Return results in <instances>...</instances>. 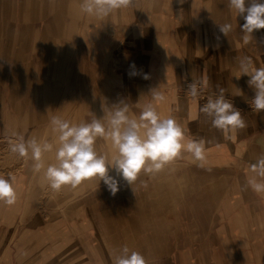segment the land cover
Wrapping results in <instances>:
<instances>
[{
  "label": "rangeland",
  "instance_id": "1",
  "mask_svg": "<svg viewBox=\"0 0 264 264\" xmlns=\"http://www.w3.org/2000/svg\"><path fill=\"white\" fill-rule=\"evenodd\" d=\"M80 3L0 0V174L14 175L18 191L15 206L0 205V264H114L124 245L147 264H264V246L248 253L229 244L225 221L243 185L231 170L205 172L184 154L155 177L141 174L132 185L121 179L115 196L97 179L54 193L31 161L10 154L12 132L53 141V116L106 121L102 106L125 100L129 115L138 117L150 102L149 88L133 100L113 75L142 80L126 67H134L135 24L121 21V10L102 20L88 17ZM95 45L102 52L89 58L88 46ZM97 149L113 153L103 139ZM45 161L54 163V153ZM258 239L263 244L264 232Z\"/></svg>",
  "mask_w": 264,
  "mask_h": 264
},
{
  "label": "crops",
  "instance_id": "2",
  "mask_svg": "<svg viewBox=\"0 0 264 264\" xmlns=\"http://www.w3.org/2000/svg\"><path fill=\"white\" fill-rule=\"evenodd\" d=\"M121 11L126 18H118L134 23L136 32L129 49L134 67H126L141 72L142 80L128 73L124 75L127 80L116 74L114 77L120 83L123 80L133 100L143 98L145 88L163 91L167 100L157 111L174 117L188 136L211 141L206 144L211 171L199 168L215 173L231 170L232 180L243 184L235 194L240 202L230 213V220H224L231 234L229 244L237 249L246 246L248 253L253 252L255 246H264L258 239L264 232V195L244 187L249 164L264 153V111H241L247 127L226 139L199 113L200 99L194 101L187 92L192 80H206L210 92L224 88L225 94L234 97L239 104L252 99L254 91L247 84L249 77L240 76L236 58L249 56L256 67H264V29L255 30L253 39L245 44L241 32L244 21L228 8L227 0H184L183 4L179 0H134L129 8ZM224 23L233 26L227 37L219 30V25ZM87 25L91 27V23ZM86 31L89 35L93 33L90 29ZM101 52L98 45L88 46L89 58ZM150 102H153L151 93ZM29 194L31 199L29 192L27 197ZM196 243L193 245H202ZM240 260L237 258L238 262Z\"/></svg>",
  "mask_w": 264,
  "mask_h": 264
},
{
  "label": "clouds",
  "instance_id": "3",
  "mask_svg": "<svg viewBox=\"0 0 264 264\" xmlns=\"http://www.w3.org/2000/svg\"><path fill=\"white\" fill-rule=\"evenodd\" d=\"M133 2L81 0L80 11L102 20L115 11L129 8ZM179 2L183 4L184 0ZM227 6L244 21L241 32L245 44L253 39L255 30L264 29V0H227ZM232 27L231 23H224L219 25V30L227 37ZM236 59L240 76L249 77L247 84L254 91L251 107L260 113L264 111V67H256L249 56ZM206 87V80H192L187 85L188 95L196 101ZM150 92L153 102L145 104L138 117L129 115L130 105L125 100L102 106L106 121L104 115L80 123L53 116L50 120L53 141L35 135L26 138L21 133L12 132L6 137L8 150L26 162L31 161L32 172L41 174L45 186L54 193L97 179L115 196L120 190L121 179L132 185L141 174L155 177L184 154H188L198 167L211 171L206 147L211 141L188 136L174 117L159 113L157 107L167 100V96L158 88ZM199 113L226 139L233 138L239 130L247 127L241 112L226 99L225 89L221 87L199 107ZM98 139L110 142L111 155L98 151ZM48 153H54V163H46L45 154ZM244 187L257 195H264V153L249 164ZM17 202L16 177L11 173L7 176L0 174V205L11 208ZM114 264H147V260L142 253L124 245L115 256Z\"/></svg>",
  "mask_w": 264,
  "mask_h": 264
},
{
  "label": "built area",
  "instance_id": "4",
  "mask_svg": "<svg viewBox=\"0 0 264 264\" xmlns=\"http://www.w3.org/2000/svg\"><path fill=\"white\" fill-rule=\"evenodd\" d=\"M217 92H210L207 88L204 89V91L202 92V94L200 95L199 99L201 102V106L207 102V99L210 95H213ZM226 99H228L230 102L233 103L234 107L237 108L240 112L243 110H247V109H252L251 107V103H252V99L248 100L246 103L239 104L236 99L230 95H226L225 94Z\"/></svg>",
  "mask_w": 264,
  "mask_h": 264
},
{
  "label": "bare ground",
  "instance_id": "5",
  "mask_svg": "<svg viewBox=\"0 0 264 264\" xmlns=\"http://www.w3.org/2000/svg\"><path fill=\"white\" fill-rule=\"evenodd\" d=\"M29 196H30V194L28 195V197H29ZM28 197H27V199H29V200H30V198H28ZM25 206H26V203H25ZM6 214H7V212H6Z\"/></svg>",
  "mask_w": 264,
  "mask_h": 264
}]
</instances>
